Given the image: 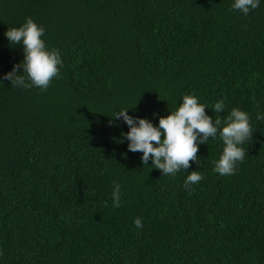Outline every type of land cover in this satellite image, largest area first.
Segmentation results:
<instances>
[{
  "label": "trees",
  "instance_id": "16d2710c",
  "mask_svg": "<svg viewBox=\"0 0 264 264\" xmlns=\"http://www.w3.org/2000/svg\"><path fill=\"white\" fill-rule=\"evenodd\" d=\"M232 3L0 0V264H264V3ZM26 18L63 61L46 91L3 79L23 60L5 33ZM192 94L213 120L249 114L234 175L214 171L219 137L175 176L117 142L116 111L158 125Z\"/></svg>",
  "mask_w": 264,
  "mask_h": 264
},
{
  "label": "clouds",
  "instance_id": "9594fccd",
  "mask_svg": "<svg viewBox=\"0 0 264 264\" xmlns=\"http://www.w3.org/2000/svg\"><path fill=\"white\" fill-rule=\"evenodd\" d=\"M264 0H233L232 11H239L247 16L256 10ZM45 29L32 18H26L18 28H9L5 33L9 44L19 45L23 49V60L14 65L11 72L5 74L4 80L11 86L29 89L37 87L46 91L53 78L59 75L63 66L58 49H49L42 37ZM182 103L166 117L159 118L158 125L149 119L129 115L130 109L116 111L112 120H120L128 126L129 131L121 134L118 143L127 142L128 151L140 152L141 163L162 172V176H175L185 171L191 162H198L199 146L207 145L211 138L217 137L224 148L220 158L214 162V171L221 176L234 175L238 163L246 156L244 143L253 135L250 116L247 112L233 108L223 119L206 114L207 105L200 103L199 98L192 95L182 97ZM223 100L215 103V113H224ZM257 120H264V113L257 112ZM203 179L199 171H192L186 178L184 186L198 184ZM121 186L114 185L112 204L119 207ZM137 228H142L141 218L134 220Z\"/></svg>",
  "mask_w": 264,
  "mask_h": 264
}]
</instances>
